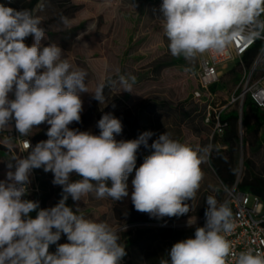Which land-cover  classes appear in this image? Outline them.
I'll use <instances>...</instances> for the list:
<instances>
[{"label":"clouds","instance_id":"1","mask_svg":"<svg viewBox=\"0 0 264 264\" xmlns=\"http://www.w3.org/2000/svg\"><path fill=\"white\" fill-rule=\"evenodd\" d=\"M44 7V0L35 9L0 4V131L10 128L12 120L20 137L31 135L42 123L50 126L47 140L34 147L24 140L27 155L8 159L6 180L0 181V264H119L126 255L119 234L105 222L85 218L79 208L74 212L66 204L69 196L79 201L94 193L98 199L123 201L129 197L128 177L135 169L130 199L136 211L157 219L185 215L193 211L185 201L193 202L200 189V165L208 149L198 152L169 132L150 145L151 131L117 141L123 126L111 113L98 120V135L71 129L70 124L81 120L80 93H92L104 105V89L113 83L102 82L89 91L86 69L64 58L58 44L41 46L46 33L37 11ZM160 13L171 55L188 61L208 50L222 51L242 34L253 40L264 33V0H162ZM61 22L70 23L63 16ZM29 36L34 38L31 46L25 43ZM118 82L122 91L134 93V75L121 74ZM141 146L151 154L136 168ZM40 168L53 174L62 198L32 218L29 214L39 202L23 197L32 171ZM205 203V225L196 227L194 237L174 243L159 264H227L230 256H235V264H264V252H232L226 237L236 225L228 202L209 195ZM194 223L191 217L189 226ZM62 233L68 243L50 253L49 246Z\"/></svg>","mask_w":264,"mask_h":264},{"label":"rangeland","instance_id":"2","mask_svg":"<svg viewBox=\"0 0 264 264\" xmlns=\"http://www.w3.org/2000/svg\"><path fill=\"white\" fill-rule=\"evenodd\" d=\"M25 1L28 0H11V4L22 10ZM157 1L154 4L142 0H72L74 4H81L82 9L68 18L69 24L51 19L50 15L42 14L38 10L37 14L42 17L41 26L46 33L45 38L41 40V46L53 43L47 40L48 36L51 38L61 32L78 29L72 41V49L63 51V56L68 58L70 63L86 69L89 91H94L99 83L109 82V79L113 78V87L104 89L106 103L101 105L99 102L103 114H116L127 108L134 114H138L139 110L144 109L147 111V116L142 121L149 125L152 123L157 125L156 128H152L153 132H156V138L159 136L158 133L165 132H169L174 138L172 126L180 121V131L175 138L198 152L204 148L209 151L211 127L202 121L200 113L195 112L186 116L197 106L192 94L198 86L194 76L195 69L198 67V58L196 56L192 61H188L183 57L177 58L171 55L168 48L169 41L164 34L162 20L159 18L162 0ZM106 63L107 68H105ZM121 74H131L136 77L133 85L134 93L122 91V86L118 82V76ZM221 74L218 98L224 104L225 99L230 97L238 85L242 71L238 68L237 61H232L221 67ZM80 98L83 102V111L94 99L93 94L89 92L80 93ZM245 111L244 120L249 123L256 122V114L264 113L260 109H251L249 106L245 107ZM234 113L238 115L237 110ZM244 125L246 129L244 137L254 144L264 126L261 125L254 133H247L246 123ZM5 130L7 131L5 137L13 138L9 134L13 130L12 127ZM115 138L117 141L121 140L117 135ZM250 155L247 149L245 155L240 156L238 166L240 174L244 168L243 165L241 166V160L244 161ZM252 157L260 164L264 161L263 152H260L257 157ZM200 167L204 176L196 198L192 202L193 214L181 217L173 223L160 224L151 221L133 225L127 220L118 221L113 213V199L107 196L98 199L94 193L88 194L84 200L79 201H73L69 196L66 204L74 212L79 208L81 214L87 219L109 224L119 234L120 240L124 232L134 227L147 228V234L151 236L155 228L172 227L180 230L185 236L184 239L194 237L196 227L206 220V217L195 214L196 210L205 204L206 197L213 195L221 203L227 199L225 192H219L222 190L220 180L210 168L207 154ZM30 180L29 186L33 187L34 178L30 176ZM52 186L53 183L48 186L47 192L51 194V198L46 208L58 203ZM36 211L38 212L39 209ZM191 217L195 223L189 226L188 221ZM180 240L183 238L178 237L167 243H160L158 248L157 243L153 241L151 245L158 252L159 247L160 249L171 248ZM63 243H68V240L62 233L60 239L49 246V252L55 253L57 246Z\"/></svg>","mask_w":264,"mask_h":264},{"label":"trees","instance_id":"3","mask_svg":"<svg viewBox=\"0 0 264 264\" xmlns=\"http://www.w3.org/2000/svg\"><path fill=\"white\" fill-rule=\"evenodd\" d=\"M38 3H40V0L25 1L24 8L35 9ZM0 4H4L5 6L19 10L17 7L11 4V0H0ZM44 4L45 7L43 10H40V12H42V14L47 13L51 16V19H55L56 21H61L62 16L67 18L72 17L82 9L81 4H74L72 3V0H44ZM77 32L78 29H71L58 34V37L60 38V41L63 42V47L65 49L71 48L72 41L76 37ZM31 39L32 36H29L25 40V43L28 46L31 43ZM170 63L172 64L173 62ZM170 63L166 64L170 65ZM196 71L197 69H195V72ZM112 80L113 78H110L109 82H112ZM213 88L215 89L216 87L214 86ZM196 105L197 106L195 109H191V111L186 116L197 112L200 113V117L204 122L207 111L206 106L200 104ZM246 106H249L251 109L256 108L250 99L246 101ZM146 112V110L141 109L139 110L138 114H134L129 108H127L120 113L113 114L115 117L121 120L123 126L121 134L117 136H119L121 140H131L137 139L139 135L145 131H151L154 133V135L149 140L150 145L153 140L157 139L155 136L156 132H153L152 130V128H156L157 125L153 123L149 125L142 121V119L147 116ZM102 115L104 114L99 105V101L93 99L88 108L81 113L80 122H73L69 125V127L71 129H78L80 131H91L93 134L98 135L100 130L96 125ZM255 117V123H249L248 121L245 122L244 120V124L246 123L247 127V133H254L255 130H259L261 125L264 126V113H258ZM225 118L230 120V127L226 130L225 134L221 138L214 140L209 158L207 153L209 166L220 180L222 190L219 192H225L223 188L224 186L231 188L237 184L238 189L250 191L253 194L263 197L264 199V161H262L260 164L252 157H257L260 152L264 153V127L262 128V135L256 137L254 144H251L248 138L246 139V137H244V155L248 149V152L251 153L252 156L250 155L247 159H244V168L240 174L238 170L240 161V138L237 125L238 115L234 112H230L229 114L225 115ZM180 125L181 122L179 121V123H175V125L172 126V128H174L172 133L174 134L173 139L177 138V133L180 131ZM49 127L37 132L31 138V146L34 147L38 142L48 139L46 133ZM158 134L160 135V133ZM223 145L226 146V148H224ZM6 149L7 147L0 143V151ZM150 154V148L146 149L141 146L137 153L136 168H139V166L143 163L144 158ZM26 155L27 151L25 152V156ZM32 172L35 175L34 187H36V190L28 194L25 199L30 197L31 200L39 202V210L46 209V205L51 198V194L47 192V190L49 188L48 186L51 185L53 181V174L51 172H45L42 168L34 169ZM134 175L135 169L128 177L129 197L125 198L123 201L113 200V213L115 219L118 221L127 220L133 224L156 221L160 224H169L175 222L181 217H186L193 214V211H189V213L182 216L157 219L150 217L147 213L136 211L130 199L131 181L134 178ZM73 179H79V177L73 176ZM52 189H55L56 201L59 202V200L62 198V187L53 184ZM185 203L189 204L190 206L192 205V207L194 206L191 200L185 201ZM206 208L207 205L205 203L196 210L195 214L205 217ZM205 222L206 220L201 222L197 227H203ZM134 228L124 232L123 238L120 240V243L126 248V255L124 256L127 258L126 264H159L161 258H167V252L170 250V248L160 249L159 247L157 252L155 249H153V245L151 244L153 242L157 243L158 248V244L160 245V243H167L178 237L184 239L185 237L181 234L180 230L172 227L155 228L152 230V232H154L152 236L147 234V228ZM151 241L153 242L151 243Z\"/></svg>","mask_w":264,"mask_h":264},{"label":"built area","instance_id":"4","mask_svg":"<svg viewBox=\"0 0 264 264\" xmlns=\"http://www.w3.org/2000/svg\"><path fill=\"white\" fill-rule=\"evenodd\" d=\"M260 19L264 20V15ZM245 36L246 33L232 40L222 51L208 50L197 54L198 68L194 76L198 86L192 96L197 104L205 105L207 109L204 123L211 127L208 158L214 140L221 138L230 127V120L226 119L225 115L238 111L239 148L240 156L243 157L246 101L250 99L257 109L264 111V33L260 38L253 40H248ZM232 61H237L242 76L230 97L225 99L226 103L223 104L218 98L222 77L221 67ZM9 134L19 143L20 153L26 152L24 140L32 144L29 136L20 137L15 128ZM260 135H262V130ZM223 147L226 148L224 145ZM223 188L227 196L226 201L232 208L236 225L235 230L226 237L230 241L232 252L238 254L248 248L264 252L263 197L250 191L240 190L237 184L231 188L225 186ZM35 190L36 187L28 185V194ZM126 262L127 258L123 257L119 264H126ZM227 264H235V256L228 257Z\"/></svg>","mask_w":264,"mask_h":264},{"label":"crops","instance_id":"5","mask_svg":"<svg viewBox=\"0 0 264 264\" xmlns=\"http://www.w3.org/2000/svg\"><path fill=\"white\" fill-rule=\"evenodd\" d=\"M142 1L143 2L148 1V3H154V4H156L158 2L157 0H142ZM57 36H58V34L54 35L53 37L51 36V38H50V36H48L47 40L48 41L51 40L50 42L58 44V46H60L63 51H67V50H71L72 49V45H71L70 49H65L63 47V42H61L60 38L57 37ZM33 42L34 41H33V37H32L31 43H30L29 46H31L33 44ZM105 68H107V63H106V67ZM9 98L10 99H14V94L13 93H9ZM82 112H84V111H82ZM10 127H12V129L15 128V121L14 120H12L10 122ZM46 127H49V125L47 123H42L41 125L37 126L36 129L33 130L31 135H28V136L30 138H32L37 132L41 131L42 129H44ZM5 135H7V131L6 130L0 131V143L7 147L6 150L0 151V181L6 180V174L9 171V168L7 167L8 163H9L8 159H10L12 156H16V155L19 156L20 158L25 157V153L23 154V153H20V151H19V143L14 138L10 139V138L5 137ZM12 163L14 164L15 161H12ZM11 170L14 171V168L11 169ZM31 177L34 178V182H35V175H34L33 172L31 173ZM26 199L31 200L30 197H27ZM29 215L32 218L36 217L37 211L31 212Z\"/></svg>","mask_w":264,"mask_h":264},{"label":"water","instance_id":"6","mask_svg":"<svg viewBox=\"0 0 264 264\" xmlns=\"http://www.w3.org/2000/svg\"><path fill=\"white\" fill-rule=\"evenodd\" d=\"M242 162V161H241Z\"/></svg>","mask_w":264,"mask_h":264}]
</instances>
